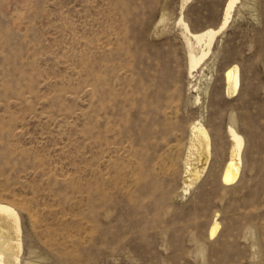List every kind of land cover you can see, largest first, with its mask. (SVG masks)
Instances as JSON below:
<instances>
[{
  "label": "rangeland",
  "instance_id": "374dc122",
  "mask_svg": "<svg viewBox=\"0 0 264 264\" xmlns=\"http://www.w3.org/2000/svg\"><path fill=\"white\" fill-rule=\"evenodd\" d=\"M225 1L191 0L189 30L214 29ZM180 5L0 0V202L20 216L19 264H264V0L237 3L191 77ZM232 114L244 148L225 185ZM196 121L212 154L183 196Z\"/></svg>",
  "mask_w": 264,
  "mask_h": 264
},
{
  "label": "bare ground",
  "instance_id": "6f19581e",
  "mask_svg": "<svg viewBox=\"0 0 264 264\" xmlns=\"http://www.w3.org/2000/svg\"><path fill=\"white\" fill-rule=\"evenodd\" d=\"M239 1H225L219 23L214 29L209 28L202 32L192 33L182 16L183 9L191 0H181L178 24L184 30L182 36L188 46L187 65L190 77L200 68L204 59L208 57L216 37L228 26L231 14ZM201 77L204 79V74ZM223 80L224 95L226 98L231 99L238 92L240 82L238 66H229L223 74ZM207 88V86L204 88H200L199 85L194 86V92L196 93L194 101L196 103L200 102L202 94L207 93ZM226 133L229 144L227 160L221 173V181L225 185H231L240 177L244 148V138L236 128V118L233 114L230 116ZM211 143V135L201 121H196L190 125L182 160L183 196L195 187L204 176L212 154ZM218 228L219 224L215 220L210 229L211 237L216 235ZM21 252L22 232L20 216L13 207L0 202V264H19ZM30 263L32 264L33 261L31 260Z\"/></svg>",
  "mask_w": 264,
  "mask_h": 264
}]
</instances>
